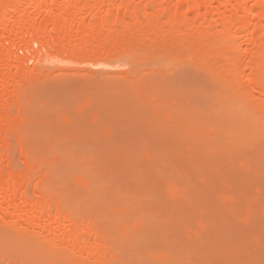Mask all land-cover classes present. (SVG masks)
<instances>
[{"label":"bare ground","instance_id":"1","mask_svg":"<svg viewBox=\"0 0 264 264\" xmlns=\"http://www.w3.org/2000/svg\"><path fill=\"white\" fill-rule=\"evenodd\" d=\"M149 61L205 72L234 144L263 135L264 0H0V249L12 264H127L136 253L127 215L97 205L70 171L71 144L36 136L49 79L94 86L88 64L123 62L132 79Z\"/></svg>","mask_w":264,"mask_h":264},{"label":"rangeland","instance_id":"2","mask_svg":"<svg viewBox=\"0 0 264 264\" xmlns=\"http://www.w3.org/2000/svg\"><path fill=\"white\" fill-rule=\"evenodd\" d=\"M122 63L88 64L94 86L49 79L36 144L68 141L96 204L127 215L138 244L127 264H264V132L231 142L237 125L189 63L149 61L133 80Z\"/></svg>","mask_w":264,"mask_h":264}]
</instances>
